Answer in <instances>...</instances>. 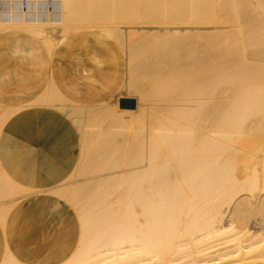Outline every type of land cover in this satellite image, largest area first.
Instances as JSON below:
<instances>
[{"label":"bare ground","instance_id":"obj_1","mask_svg":"<svg viewBox=\"0 0 264 264\" xmlns=\"http://www.w3.org/2000/svg\"><path fill=\"white\" fill-rule=\"evenodd\" d=\"M119 1L0 14V129L24 110L41 181L0 166V223L40 194L77 220L47 250L6 243L0 264H264L263 33L235 39L219 0Z\"/></svg>","mask_w":264,"mask_h":264},{"label":"crops","instance_id":"obj_2","mask_svg":"<svg viewBox=\"0 0 264 264\" xmlns=\"http://www.w3.org/2000/svg\"><path fill=\"white\" fill-rule=\"evenodd\" d=\"M24 118V110L18 111L1 127L0 166H3L7 175L21 183H28L30 174H27L26 166H29L31 158L28 159L26 155ZM37 155L38 151L33 153L34 162ZM53 161L55 159L51 158V166L54 165ZM1 169L0 175L4 173ZM37 181L41 182L35 179L29 183L39 185ZM46 196H27L10 209L4 225L0 223V255L6 243L12 251L20 254L49 249L54 235H77V220L70 205L65 201H57L56 207L53 203L55 197Z\"/></svg>","mask_w":264,"mask_h":264},{"label":"rangeland","instance_id":"obj_3","mask_svg":"<svg viewBox=\"0 0 264 264\" xmlns=\"http://www.w3.org/2000/svg\"><path fill=\"white\" fill-rule=\"evenodd\" d=\"M15 1H17V0H15ZM79 1V0H78ZM130 1H132V0H128V1H126V3H128V4H126L125 6H126V8H124V9H126L125 10V12L127 11V10H129L128 11V13L130 12V13H134L135 11H137V10H139V8H138V6H140V7H142L141 5V1L139 0V1H133L132 3L130 2ZM255 1L256 0H219V2H221V6L219 5V2H217V5H218V9H216L217 10V15H221V14H223V15H225V16H228L229 18H230V28H231V34H233V36H235L234 38L236 39V37L238 38L239 36H240V31L243 33L242 35H243V39L242 40H240V42L241 41H244V43H248V42H256L257 40H256V38H257V36H258V34L260 33V34H262V39L264 38V0H258V2L256 1V4H255ZM261 1V2H260ZM42 2V1H41ZM40 2V3H41ZM123 1H119V8H121V10L123 11L124 9H122V7H123V4H121ZM225 2V3H224ZM16 3V2H15ZM43 3V2H42ZM41 3V4H42ZM117 3V5H118V2H116ZM124 3V2H123ZM136 3V4H135ZM259 5H258V4ZM44 4V3H43ZM42 4V5H43ZM121 4V5H120ZM139 4V5H138ZM249 4V5H248ZM16 5V4H15ZM128 5V6H127ZM130 5H133V6H130ZM134 5H135V7H137V9L134 11V12H132V10H134V8H132V7H134ZM233 5V6H232ZM17 6V5H16ZM122 6V7H121ZM238 6V7H237ZM144 7V6H143ZM233 7V8H232ZM117 8H118V6H117ZM131 9V10H130ZM119 10L120 9H118V12H119ZM120 10V11H121ZM121 11V12H122ZM152 11L153 12H155V10L154 9H152ZM236 12V13H235ZM230 14V15H229ZM13 16V15H12ZM18 16V18L21 16H19V15H14L12 18H14V19H16L15 17H17ZM260 16V17H259ZM17 18V19H18ZM237 18V19H236ZM20 19V18H19ZM18 19V20H19ZM16 21V20H13V19H11L6 25H8L9 27L8 28H10V27H15V26H20V22L19 21ZM11 21H13V22H11ZM19 22V23H18ZM39 21H37V23H38ZM236 22L238 23L237 25H236ZM15 23V24H14ZM15 25V26H13V25ZM57 24V23H56ZM146 25H148L147 27H154V26H151V24L153 25H155L156 23H145ZM144 24V25H145ZM242 24V25H241ZM12 25V26H11ZM57 25H59V24H57ZM143 25V24H142ZM143 25V26H144ZM146 25L144 26V27H146ZM60 26V25H59ZM76 26V25H75ZM140 26H141V24H140ZM155 26H158V24H156ZM175 27H179L180 26V24H176V25H174ZM239 26V27H238ZM7 27V26H6ZM34 27H35V25H34ZM181 28H182V24H181V26H180ZM260 27H261V30H260ZM239 30H238V29ZM248 29V30H247ZM233 30H234V32H233ZM237 30V31H236ZM248 31V32H247ZM233 32V33H232ZM239 32V33H238ZM237 33H238V35H237ZM36 34V35H35ZM248 34H251V36L250 35H248ZM254 34V35H253ZM244 35H246V36H244ZM248 35V36H247ZM31 36L32 37H36L37 36V33L36 32H34V33H32L31 34ZM251 37V39H249L248 37ZM260 36V35H259ZM246 37V38H245ZM233 38V39H234ZM254 38V39H253ZM206 42V40L205 41H202V43H205ZM119 107H120V105H119ZM121 108V107H120ZM114 134V133H113ZM130 135H133V133L131 134L130 133ZM114 136V135H113Z\"/></svg>","mask_w":264,"mask_h":264},{"label":"built area","instance_id":"obj_4","mask_svg":"<svg viewBox=\"0 0 264 264\" xmlns=\"http://www.w3.org/2000/svg\"><path fill=\"white\" fill-rule=\"evenodd\" d=\"M7 5L5 11H2L0 8V14H7V15H52L56 13V5L60 0H6ZM43 2L44 5L41 7L40 2ZM2 0H0L1 4ZM14 2H17V6ZM30 2V3H29ZM45 13V14H44Z\"/></svg>","mask_w":264,"mask_h":264},{"label":"water","instance_id":"obj_5","mask_svg":"<svg viewBox=\"0 0 264 264\" xmlns=\"http://www.w3.org/2000/svg\"><path fill=\"white\" fill-rule=\"evenodd\" d=\"M135 103L134 98H121L120 107L121 108H133Z\"/></svg>","mask_w":264,"mask_h":264}]
</instances>
